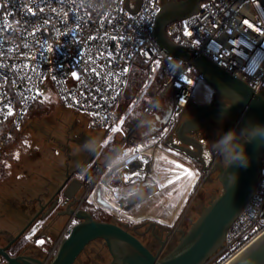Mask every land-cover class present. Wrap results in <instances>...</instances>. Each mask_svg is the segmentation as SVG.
<instances>
[{
    "label": "built area",
    "instance_id": "obj_1",
    "mask_svg": "<svg viewBox=\"0 0 264 264\" xmlns=\"http://www.w3.org/2000/svg\"><path fill=\"white\" fill-rule=\"evenodd\" d=\"M163 3L142 0L138 11L131 13L124 0H0V151L21 128L43 88H50L61 106L85 114L90 130H110L135 64L156 65L164 79L163 92L135 126L168 93L166 122L151 130L155 132L151 139L132 147L112 193L122 204L127 196L119 188L134 187L132 195L147 191L152 159L141 151L174 134L180 113L192 101L196 80L202 79L191 60L175 58L157 46L152 31ZM166 36L205 56L255 93L264 92V0H203L195 14L169 24ZM133 131L127 132L116 152ZM215 160L219 161L217 156ZM108 166L105 158L96 161L81 177L75 210ZM263 167L264 158L251 198L228 228L222 246L204 264H229L264 233ZM118 208L129 210L126 205ZM75 223L74 217L67 220L45 261L54 256Z\"/></svg>",
    "mask_w": 264,
    "mask_h": 264
},
{
    "label": "water",
    "instance_id": "obj_2",
    "mask_svg": "<svg viewBox=\"0 0 264 264\" xmlns=\"http://www.w3.org/2000/svg\"><path fill=\"white\" fill-rule=\"evenodd\" d=\"M141 1L133 0V5L130 6V0H124V5L129 12L136 13ZM201 1L203 0L164 2L156 15L152 35L157 46L168 55L191 60L192 66L214 93L227 101V104L215 100L208 104L190 101L189 107L193 113L180 120L174 134L164 142L165 146L199 164L205 177L216 172L221 186L219 195L208 201L188 230H179L175 245L161 256L165 241H161L153 234L154 222H149L148 227H152L151 233L160 241V247L155 253L143 245L137 236L139 234L137 230L146 222L141 225L135 224L132 230H129L128 223L120 225L115 222L98 221L85 209H73L75 194L82 187L79 180L82 173L78 167L73 169L69 167L72 157L67 147L63 179L58 189L52 194L45 192L41 198L36 197V200L38 205H41L43 198H47L45 201L47 205L60 192L64 211L60 212L59 216L74 217L76 223L72 225L67 236L61 239L49 261L29 256L9 257L5 253V248H2L0 255L5 264H74L86 246L95 240L103 241L111 258L109 264H204L222 246L228 228L254 192L262 170L264 147L258 148V142L247 144L249 166L229 167L224 162L216 161L214 157L206 162L203 157V145L196 138V134L207 125V120L221 121L227 117L238 120L239 129L248 122L264 125V92L255 93L244 82L231 76L205 56L177 46L167 38V26L195 14ZM98 202L108 207L99 199ZM44 208L45 206H42L39 212ZM229 264H264V233Z\"/></svg>",
    "mask_w": 264,
    "mask_h": 264
},
{
    "label": "rangeland",
    "instance_id": "obj_3",
    "mask_svg": "<svg viewBox=\"0 0 264 264\" xmlns=\"http://www.w3.org/2000/svg\"><path fill=\"white\" fill-rule=\"evenodd\" d=\"M166 1L164 0V2ZM140 73L144 78L142 84L140 87H130L127 83L116 106L115 118L112 121L110 130L106 131V134L104 130H90L87 126L88 117L85 114L61 106L55 93L50 88H43L39 93L38 102L26 113L21 128L14 133L8 148L3 151L2 156L5 160V166L2 170L0 169V174L5 173L3 171L11 170L14 176L23 174L24 171L28 175L31 173L29 161L40 158L49 165L51 160H54L53 153H56V157L63 159L66 157V153L64 154L59 149L62 145L65 148L69 147L68 153L72 157L71 161H69V167L71 165L80 167L86 160L85 155L87 153L78 151V147L87 138H102L105 134L106 137L103 139L100 151V157H104V154L109 152V150H115L131 129L134 130L133 133L137 139L141 138L142 133L146 132L148 136L151 130H157L156 128H159L168 116L170 97L168 93L165 94L152 112L141 121V124L135 126L140 121L145 108L157 99L164 89V79L158 66L148 64L144 69L139 71ZM215 95L204 79L196 80L192 93L193 102L208 104L215 98ZM217 99L226 101L219 97ZM191 113L193 111L190 107H187L180 113V120L187 118ZM68 126H73V128H68ZM224 127L226 126L223 123H210L211 130L202 129L197 134L205 147L204 152L209 154H207L209 159L212 155L216 158L215 154L212 153L210 155V142L217 139L219 132H224ZM230 129H233V127L225 128L226 132ZM173 138L177 142L174 136ZM50 139H53V141ZM49 140L51 141L50 143L48 142ZM48 145L50 146L49 150ZM57 146L60 147L58 148ZM131 153L132 150L128 146H124L119 156L125 160L129 158ZM141 153L152 159V175L149 181L155 186L153 193L154 200L142 204L136 213L125 214L126 212H123V214H117L116 216L110 210L96 205V188L100 186L103 188V199L111 207L118 208V206L126 204V200L122 201V204H118L111 196V185L109 183L111 176L108 178L104 174L105 172H109L110 168H113V173L115 169L119 172L121 165L115 167L117 162L109 164V170L106 168L105 172L97 180L86 200V205L90 206L85 207V210L97 220L115 222L120 225L128 223L129 230H132L133 225H141L143 222H146L145 225L147 226L149 222L157 224L155 226L156 231H161V226L167 229H174L178 232L173 242L175 245L179 237V230H188L191 223L196 220L208 201L219 195L221 186L217 179V173L215 172L205 177L200 166L182 154L165 146L164 142L160 144L153 143L148 148L142 150ZM218 160L223 163L220 158ZM10 161L17 163V165ZM93 163L94 161L87 163L82 175L90 169ZM47 164H42L43 166L39 167V171L48 170ZM73 168L75 167L71 169ZM114 183L120 184L119 176L114 178ZM12 185L14 186L16 183L13 182ZM115 211L118 212L117 209ZM67 219L69 218L65 217L61 219L57 223V226L51 229L52 234L50 235L49 243L46 245L47 251L51 249L53 243L57 240ZM122 220L127 222H122ZM142 227L137 230L138 233L143 231ZM137 236L143 245L156 250V246L153 243L154 240L150 236H143L141 234ZM170 249L163 250L161 256L165 255ZM47 251L43 255L44 258ZM110 260V255L103 241L95 240L86 246L74 264H108Z\"/></svg>",
    "mask_w": 264,
    "mask_h": 264
},
{
    "label": "flooded vegetation",
    "instance_id": "obj_4",
    "mask_svg": "<svg viewBox=\"0 0 264 264\" xmlns=\"http://www.w3.org/2000/svg\"><path fill=\"white\" fill-rule=\"evenodd\" d=\"M214 97L215 98L213 100L223 103V104H227V101H222L220 99H217V97L222 98L220 95L216 94ZM210 123H223V125L226 126L223 128L224 132H226L225 128L227 127H230V128L233 127L237 130L239 129V126H238L239 121L235 120L233 117H227L221 121L207 120V125L204 126L202 129L211 130ZM68 128H73V126H70V127L68 126ZM197 134H196V138L199 140ZM50 140L53 141V139H50ZM50 140L48 141L49 143L51 142ZM73 140L76 141L75 139ZM97 141L100 143V140H97ZM199 141L201 142V140ZM57 147L59 148L60 146H57ZM59 149H61V151L64 152L65 154V150H66L65 146L62 145V147H60ZM101 149H102V146L100 147V151ZM100 151L96 154L97 156L100 154ZM204 151H205V147L203 145V157L206 160V162H209L211 157H213L212 152H210V155L212 156L209 159V156H208L209 154ZM2 154H3V151H0V169L1 170L5 166L4 165L5 160L3 159ZM96 155L94 157H91V156H88V154H86L85 155L86 160L80 166L87 165V163L95 160ZM8 160L10 159L8 158ZM64 160L65 158L58 160L56 162H51L50 163L52 164L51 168L54 170L63 171ZM13 164L17 165V163H13ZM197 165L200 166L199 164ZM78 168L81 169L80 167ZM23 173H25V171ZM57 189L58 187L54 189L52 193H54ZM80 196H81V189L75 194V202L72 206L73 209L78 203ZM40 198H41V195H40ZM36 199L37 198H32V199L20 198L19 201L17 199H6V200L1 199L0 200L1 206L3 205L4 208H6V210L14 211L15 214L17 213L24 214L25 212L27 214L25 220L23 221V223H21V225L16 231L10 232V231L0 230V249L5 248V253H7L9 257L29 256V257L37 258L40 260H44L43 255H45V252L47 251L46 245L49 243V238H50V235L52 234L51 229L55 228L57 226V223L61 219L65 218V216H59V213L64 211V207L62 206L63 199L60 197V192L47 205L45 204L44 200L43 202H41V205H38V201ZM86 200L87 198H85L82 201L80 208H82V204ZM42 206H45V208L41 212H39ZM37 213L39 214L37 215ZM155 226H157V224H155ZM34 228L35 230H33ZM160 228L162 229L161 231L159 230L156 231V228L154 227L153 234L156 237H159L161 241H165L164 247H163V250L165 251L173 247L174 245L173 242L176 236L178 235V232L175 231L174 229H167L166 227H163V226H161ZM142 229L143 231L141 232L142 233L141 235L150 236V238L154 240L153 243L156 246V250H152L148 247L147 248L151 252L155 253L160 247V241L156 237H154L153 234L151 233L152 227H148L147 225H145L142 227ZM28 232H31L33 234L29 238H27ZM38 241H43V243L41 244ZM0 264H5V260L3 259L2 255H0Z\"/></svg>",
    "mask_w": 264,
    "mask_h": 264
},
{
    "label": "crops",
    "instance_id": "obj_5",
    "mask_svg": "<svg viewBox=\"0 0 264 264\" xmlns=\"http://www.w3.org/2000/svg\"><path fill=\"white\" fill-rule=\"evenodd\" d=\"M163 124L164 123H162L160 125V127L156 128V129L159 130ZM105 134H106V132H105ZM105 134L102 138L101 137L96 138V140H100V147L103 145L102 144L103 139H104V137H106ZM146 136H147V134L145 132V133H142L140 137L145 138ZM8 146H9V144H8ZM8 146H7V148H8ZM49 149H50V146L48 145V150ZM4 150H2V151H4ZM46 150H47V148H46ZM51 150H53V149H51ZM51 152H53V151H51ZM53 155H54L53 156L54 160H51V162H56L58 160H61L60 157H56V153H53ZM100 158H102V159H100ZM102 160H104V157L103 156L100 157V154H99L98 156L96 155L95 160H93V161L96 162V161H102ZM126 160L127 159H125V160L121 159L115 167H118L121 165L120 166V168H121ZM45 162L46 161H43L40 158L29 161L28 164L30 165L29 168L31 169V173H29L28 175L23 173V174H17V176H14L11 170L3 171L5 173L0 174V200L1 199L2 200L3 199H5V200L6 199H17L19 201L20 198L32 199V198L39 197L40 195H43V193H45V192L51 194L52 191L60 185V183L63 179V171L54 170L50 167L51 164L48 165L47 162L46 163ZM42 164L43 165L47 164L48 170H44V171L40 170L39 171V167H41ZM72 167H76V166L71 165V168ZM32 169H34V170H32ZM112 169L110 168L109 172H105L104 174H106L105 176L108 178L111 176L109 178V183L111 185V193L110 194L115 200V197L112 193V190L116 187V185H118V184L114 183V178H116L118 176L117 175L118 170H115V172L113 173ZM33 171H37V172H33ZM81 175L79 176L80 181H81ZM13 182H15L16 185L13 186L12 185ZM149 186L150 187L147 191H145L143 193H139V194L136 193L135 195L131 194L135 190L134 187H126V188L121 187L118 189L119 193L121 195L123 194L124 196H127L125 205H126V207H128L127 209H129V210L125 211L126 212L125 214H127V213L130 214L133 212L136 213V212H138L137 210L142 204H144L150 200H154L153 193L155 191V186L153 185V183L151 181H149ZM98 199L105 202L108 205V207L101 205L98 202ZM43 200L46 201L47 198H43ZM95 203H96V205H98L99 207H101L103 209L110 210L115 216L117 214H123V212H124L120 208L111 207L103 199V188L101 186L96 188V202ZM2 206L0 204V230L1 231H10V232L16 231L19 228V226L21 225V223H23V221L25 220V218L27 216L26 212L24 214L23 213L22 214L21 213L15 214L14 211H8V210H6V208H4V206L3 207ZM116 209L118 210V212L115 211ZM122 222H127V221L122 220ZM33 230H35V228ZM28 234L32 235L31 232H28L27 235Z\"/></svg>",
    "mask_w": 264,
    "mask_h": 264
},
{
    "label": "clouds",
    "instance_id": "obj_6",
    "mask_svg": "<svg viewBox=\"0 0 264 264\" xmlns=\"http://www.w3.org/2000/svg\"><path fill=\"white\" fill-rule=\"evenodd\" d=\"M258 142L257 147H264V125L248 122L240 129H230L227 132H219L217 139L210 142L209 150L220 158L229 167L247 168L250 163L246 145ZM78 151L86 152L94 157L100 151V143L94 138H87ZM106 164H115L121 157L112 149L104 154ZM86 165L80 166L81 173Z\"/></svg>",
    "mask_w": 264,
    "mask_h": 264
},
{
    "label": "trees",
    "instance_id": "obj_7",
    "mask_svg": "<svg viewBox=\"0 0 264 264\" xmlns=\"http://www.w3.org/2000/svg\"><path fill=\"white\" fill-rule=\"evenodd\" d=\"M167 1L169 2V1H174V0H167ZM146 65H148V63H144V62H141V61H138L135 64V66L133 68V71L131 73L129 82H128V85L130 87H134V86L135 87H140V85L142 84V81L144 80V78H143V76H142L141 73L139 74V71L142 70V69H144L146 67ZM36 102H38V98L35 101V103L33 104V106L36 104ZM32 107L28 111H30L32 109ZM154 135H155L154 133H151L148 137L138 138L137 139V137H135L134 133L132 132L131 134H129L127 136L124 146H128L130 149H132L133 146H135V145H137L139 143H145L146 141H148L149 139H151ZM123 147L118 150V152H117L118 154H120V152L122 151ZM82 206H84L83 209H86L85 207H89L90 205H86V201H84V203L82 204ZM92 218H93V216H92ZM93 219L97 220L96 218H93ZM98 221H101V220H98ZM143 221H145V220H143Z\"/></svg>",
    "mask_w": 264,
    "mask_h": 264
},
{
    "label": "snow or ice",
    "instance_id": "obj_8",
    "mask_svg": "<svg viewBox=\"0 0 264 264\" xmlns=\"http://www.w3.org/2000/svg\"><path fill=\"white\" fill-rule=\"evenodd\" d=\"M245 23H247V21H245ZM73 76H76V73H73ZM39 243H43V241H39Z\"/></svg>",
    "mask_w": 264,
    "mask_h": 264
}]
</instances>
